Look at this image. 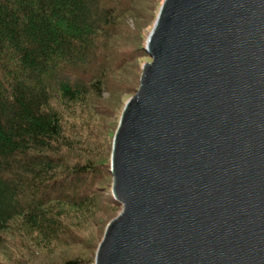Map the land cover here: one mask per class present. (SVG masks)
<instances>
[{
    "label": "water",
    "instance_id": "water-1",
    "mask_svg": "<svg viewBox=\"0 0 264 264\" xmlns=\"http://www.w3.org/2000/svg\"><path fill=\"white\" fill-rule=\"evenodd\" d=\"M145 50L95 264H264V0H163Z\"/></svg>",
    "mask_w": 264,
    "mask_h": 264
},
{
    "label": "trees",
    "instance_id": "trees-1",
    "mask_svg": "<svg viewBox=\"0 0 264 264\" xmlns=\"http://www.w3.org/2000/svg\"><path fill=\"white\" fill-rule=\"evenodd\" d=\"M155 2L0 0L2 264L89 245L82 226L99 209L98 180L113 183V140L106 152L95 143L93 112L128 92L123 76L146 54L129 19L153 23ZM110 221L90 258L34 264H95Z\"/></svg>",
    "mask_w": 264,
    "mask_h": 264
},
{
    "label": "rangeland",
    "instance_id": "rangeland-1",
    "mask_svg": "<svg viewBox=\"0 0 264 264\" xmlns=\"http://www.w3.org/2000/svg\"><path fill=\"white\" fill-rule=\"evenodd\" d=\"M163 0H156L154 3V6L156 8V11H159V8L161 6ZM152 4V3H151ZM149 4V5H151ZM142 5V6H141ZM139 7L141 6L140 10H144V6H146L145 3H141ZM152 7V5H151ZM157 11V12H158ZM135 20L129 19V27L131 29L136 28V31L138 34L143 35V42L141 43L142 48L145 47V39L147 38L149 32L151 31L153 27V23L145 24L144 20ZM136 43H140L138 41V37L136 39ZM139 40H141V37L139 36ZM133 44V43H132ZM151 58L146 53L143 54L140 59L137 61L136 68H133V70H129L130 73H126L125 76H123L122 87L128 91L127 93L123 94H117L116 96H112L108 103V108L105 109L106 114H101L104 111L102 109L97 108V112L94 113V124L92 129L93 132V138H96L95 143L99 146L101 151L106 152V150L109 149V145L111 143V139H114L115 133H113L118 128L120 117L122 115V112L124 110L125 105L123 103L127 102L128 99H130L138 90L140 86V77L142 74V68L145 63L150 62ZM135 67V64H134ZM122 81V80H121ZM127 87V88H126ZM119 99V100H118ZM117 130V129H116ZM116 132V131H115ZM113 181V179H112ZM99 184L96 190H101V193L99 194V209L95 211L93 215L90 216L89 221L84 223L82 228L87 232L88 234V244L79 245L78 247L72 248H66L63 246H57L54 248V250L49 254H42L40 255L38 252L35 251V253L27 257V259L23 260L22 262H63L66 259L72 258L76 256V254H79L80 257L83 258H90L94 252L95 245L99 242V240L102 237V232L104 227L107 225V223L112 219L115 218L122 210L120 205H117L113 210L112 206L109 203L110 198L112 197V184L110 185V178L109 176L100 177L98 180ZM109 204V205H108ZM45 256V258L43 257ZM1 258V254H0ZM4 262V261H2ZM0 261V264H2ZM33 263V264H34Z\"/></svg>",
    "mask_w": 264,
    "mask_h": 264
}]
</instances>
